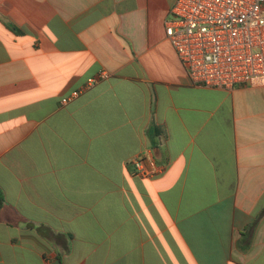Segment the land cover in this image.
<instances>
[{
    "label": "crops",
    "instance_id": "obj_1",
    "mask_svg": "<svg viewBox=\"0 0 264 264\" xmlns=\"http://www.w3.org/2000/svg\"><path fill=\"white\" fill-rule=\"evenodd\" d=\"M177 2L0 0V264H264V86L196 85Z\"/></svg>",
    "mask_w": 264,
    "mask_h": 264
},
{
    "label": "built area",
    "instance_id": "obj_2",
    "mask_svg": "<svg viewBox=\"0 0 264 264\" xmlns=\"http://www.w3.org/2000/svg\"><path fill=\"white\" fill-rule=\"evenodd\" d=\"M165 28L196 85L264 86V0H178ZM132 163L144 178L163 169L149 154Z\"/></svg>",
    "mask_w": 264,
    "mask_h": 264
}]
</instances>
